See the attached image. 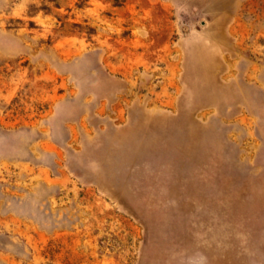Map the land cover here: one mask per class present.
Listing matches in <instances>:
<instances>
[{"label": "rangeland", "instance_id": "374dc122", "mask_svg": "<svg viewBox=\"0 0 264 264\" xmlns=\"http://www.w3.org/2000/svg\"><path fill=\"white\" fill-rule=\"evenodd\" d=\"M0 264H264V0H0Z\"/></svg>", "mask_w": 264, "mask_h": 264}]
</instances>
